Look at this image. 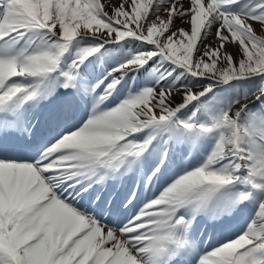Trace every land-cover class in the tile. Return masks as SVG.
<instances>
[{"label":"snow or ice","instance_id":"snow-or-ice-1","mask_svg":"<svg viewBox=\"0 0 264 264\" xmlns=\"http://www.w3.org/2000/svg\"><path fill=\"white\" fill-rule=\"evenodd\" d=\"M241 2L0 0V264H264V0Z\"/></svg>","mask_w":264,"mask_h":264},{"label":"rangeland","instance_id":"rangeland-1","mask_svg":"<svg viewBox=\"0 0 264 264\" xmlns=\"http://www.w3.org/2000/svg\"><path fill=\"white\" fill-rule=\"evenodd\" d=\"M246 3V0H242V2H241V6L240 7H237V6H233V8H232V10L233 11H239V10H241L242 8H243V6H244V4ZM136 48V44H135V42H124V46H123V52L125 53V54H128L131 50H134ZM129 49V51H126V50H128ZM113 55H114V53H113ZM113 55L112 56H105V61H107V62H109L108 60H109V58H107V57H112V60L116 57V56H119L120 55V52L119 53H117L114 57H113ZM110 63V62H109ZM100 64L101 63H98V66H100ZM142 75L144 76V78H146L147 76H148V73H146V72H143L142 73ZM187 83H189V84H193V83H195L194 81H191V79L189 78V80L188 81H186ZM246 87H251V85H246ZM219 91V90H218ZM231 92H232V89L231 88H229V87H227V86H224V88H223V91H220L219 92V94L220 95H229V94H231Z\"/></svg>","mask_w":264,"mask_h":264},{"label":"bare ground","instance_id":"bare-ground-1","mask_svg":"<svg viewBox=\"0 0 264 264\" xmlns=\"http://www.w3.org/2000/svg\"><path fill=\"white\" fill-rule=\"evenodd\" d=\"M107 58H109V57H107ZM106 59V58H105ZM98 63H101L99 60L97 61V65H98ZM144 77V76H143ZM210 235V234H209ZM225 235H227V233H225ZM211 236V235H210ZM222 239V236L219 234V233H217L215 236H212V238H211V243H218L220 240Z\"/></svg>","mask_w":264,"mask_h":264}]
</instances>
